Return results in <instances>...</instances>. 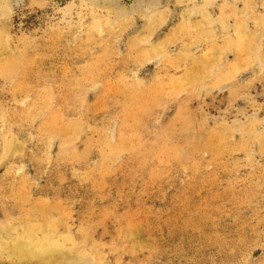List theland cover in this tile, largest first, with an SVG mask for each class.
Returning a JSON list of instances; mask_svg holds the SVG:
<instances>
[{
    "label": "rangeland",
    "instance_id": "374dc122",
    "mask_svg": "<svg viewBox=\"0 0 264 264\" xmlns=\"http://www.w3.org/2000/svg\"><path fill=\"white\" fill-rule=\"evenodd\" d=\"M0 264H264V0H0Z\"/></svg>",
    "mask_w": 264,
    "mask_h": 264
},
{
    "label": "bare ground",
    "instance_id": "6f19581e",
    "mask_svg": "<svg viewBox=\"0 0 264 264\" xmlns=\"http://www.w3.org/2000/svg\"><path fill=\"white\" fill-rule=\"evenodd\" d=\"M120 12H121V11H120ZM20 248H21V254L25 252V254L27 253V255L30 256V253L28 254V252H27V251H29V250L27 249V247H26V250H27V251H24V248H22V247H20ZM16 254H17V253H16ZM50 261H51V260H50Z\"/></svg>",
    "mask_w": 264,
    "mask_h": 264
}]
</instances>
